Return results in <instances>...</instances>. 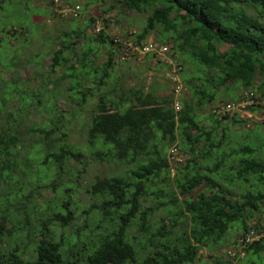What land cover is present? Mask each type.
I'll return each mask as SVG.
<instances>
[{"label": "trees", "instance_id": "trees-1", "mask_svg": "<svg viewBox=\"0 0 264 264\" xmlns=\"http://www.w3.org/2000/svg\"><path fill=\"white\" fill-rule=\"evenodd\" d=\"M100 1L146 14L142 31L122 41L104 30H98L95 37L84 35V28L65 33L61 48L51 55L50 69L53 73L59 67L63 69L58 80L71 82L68 89L80 108L96 100L87 142L95 149L97 160L119 165L133 163L135 167L125 173L96 177L87 189L100 202L92 206L109 226L83 256L73 252L74 239H68L64 232L58 236L51 228L54 224L58 227L74 224L77 215L69 207L73 204L71 194L58 196L53 207L44 208L48 220L41 218L43 224L33 244L28 242L32 236L27 227L29 217L21 214L22 209L28 211V216L35 214L34 202L22 201V207L11 210L0 197V264H193L201 249L222 244L233 223L240 222L242 237L251 229L256 231L255 226H247L253 214L264 213V141L255 140L229 149L225 147V131L219 138L215 129L231 113L222 115L215 108L211 113L214 123L211 129L205 128L198 117L200 111L218 102L222 90L228 92L233 85L246 93L242 99L255 101L247 107L249 111L264 110L260 105L264 102V0ZM4 2L0 0V5ZM51 4L54 5L53 0ZM65 4L72 3L68 0ZM77 4L80 14L82 5ZM19 27L20 32L12 26L0 30V51L7 49L12 54L16 45H21L19 34L24 30ZM153 31L159 35L151 41L169 48L165 58L154 51L135 50L150 42L148 37ZM76 39H87V44L106 48V62L99 67L90 59L95 54L92 47L86 46L78 55ZM165 41H171V45ZM172 51L181 54L184 62L174 58ZM67 52L72 56L67 57ZM142 55L159 63L167 73L172 58L182 66L184 91L178 96L179 110L174 107V88L170 95H160L153 85L147 90L133 87L121 95L107 89L116 60L128 62ZM95 96L97 99H93ZM7 99H0V112ZM27 99L24 97L23 101ZM37 102L42 103L43 99ZM39 107L43 109L42 105ZM51 114L56 115L53 108ZM232 118L235 124L245 122L238 113ZM11 119V124L0 126V191L3 190L5 199L9 200L6 187L17 180V175L21 176L22 185L33 182L28 169L34 163L38 169L58 171L60 175L73 169L72 162L82 163L80 148L70 142L68 131H62V125H58L61 117L55 128L33 125L28 129L19 113H13ZM33 133H38L35 135L39 139L33 141ZM52 141L56 144L52 145ZM176 143L188 157L176 161L180 167L173 173L161 148ZM175 149L181 155L177 146ZM171 185L173 189L169 188ZM65 191L73 192L74 185L66 183ZM149 200H155V204L147 205ZM159 211L163 215L152 221ZM86 212L91 213V209ZM133 227L141 233L130 235ZM244 249L247 254L264 253V239ZM143 252L144 257L140 255Z\"/></svg>", "mask_w": 264, "mask_h": 264}, {"label": "rangeland", "instance_id": "rangeland-1", "mask_svg": "<svg viewBox=\"0 0 264 264\" xmlns=\"http://www.w3.org/2000/svg\"><path fill=\"white\" fill-rule=\"evenodd\" d=\"M64 1L66 3L68 0ZM69 1L72 4L80 2L82 8L79 16H67L62 10L60 12L64 13V15L59 14L57 8L51 4V0H5L3 5H0V30L3 32L2 28L7 30L11 26L19 32V26L24 30L19 34L20 39L18 42L23 41L21 45H16L12 51L8 50L12 54L7 53V49L4 52L0 51V99L8 97L4 102L3 111L0 112V126L11 122L13 113H19L21 122L26 127L28 126V129L33 125H46L55 128L58 117H61L58 125H62V131H68L70 142L80 148L83 154L82 163L72 162L71 167L73 169L60 175L58 171L53 172V170L44 168L38 169L34 166L36 163L33 162L34 164L29 166L28 169L32 174L31 179L33 182H28V185H22V178L17 175V180H14L6 187L5 194H9V200L2 196L3 190L0 191V197L4 203L6 201L10 205L11 210L16 209V207H22V201L25 204L34 202L33 206L37 208L35 214L28 216V211L25 209H22L21 214L29 217L30 221H28L27 227H30L32 236L31 241L28 242L33 244L35 239H37L35 236L39 235L43 224L41 218L45 219V221L48 220V212H45L44 208L47 205L53 207L58 200V196L71 194L73 204L69 205V207H73L77 215L74 224L67 227H58L54 224L51 228L55 230L58 236L64 232L68 239H74L73 252L83 256L87 255L90 244L98 242L109 226L108 221L102 218V214L96 213L98 210L94 206L100 205V202L95 200L87 192V189L90 188L96 177H104L117 172L125 173L126 170L133 169L135 165L133 163L120 165L108 162L102 163L97 160L94 155L95 149H91L87 142V129L96 100L80 108L78 100H73L77 98L68 89L71 86V82L68 79L58 80L63 69L59 67L55 69V73L51 71V55L61 48L62 38L65 33H72L73 30L81 31L84 28V35L95 37L99 31L104 30L110 37L118 38L122 41L123 38L127 39L129 36L142 31L147 15L123 10L116 3L112 7L110 1L106 3H102L100 0ZM250 12L253 13V10L251 9ZM91 19H94V21L91 22ZM158 35V31H153L149 35L148 41L156 40ZM76 42L78 44V55L81 56L85 47L88 46V48H94L95 54L90 57L92 61L99 67L106 62L108 58L106 48L94 46L92 43L87 44V39H76ZM165 44L171 45V41H165ZM174 53L172 51L171 55L183 63V56ZM66 56L71 57L72 54L67 52ZM111 75L113 78L108 81L107 89L113 90V93L118 95L133 87H144L147 90L152 85L160 95L172 94L171 88L173 85L168 82L167 69L165 70L159 63L156 64L147 57L144 58L143 55L136 56L128 62L121 63L116 60L115 68L111 70ZM245 94L240 86L233 85L230 91L222 90L219 93L218 102H213L211 106H207L198 113L201 124L205 128L211 129L214 125L211 120V113H214L213 110L227 103L235 105L229 118L216 126L215 129V136L219 138L225 131L224 136L227 141V146L225 147L229 149H234L255 140L264 141V110L259 108L257 113L248 109L239 110L238 105L242 102ZM24 97L31 100L23 101ZM37 99H43V102H37ZM93 99H97L96 96ZM249 102L250 105L247 104L246 106H251L255 103V101L254 103ZM46 104H49V107ZM40 105L43 106V109H39ZM260 105L264 107V102H261ZM52 108L54 109V114H56L55 116L51 114ZM21 110H25V113L22 114ZM75 112L78 113L75 114ZM236 113L245 121L242 125L233 123L232 117ZM15 125L11 126L14 127ZM22 129L24 130L23 127H21ZM33 134V141L39 139V136L35 135L38 133ZM51 144H56V141H52ZM175 146L178 147V152L183 156L178 154L175 157L176 159H173L171 158V153ZM161 149L166 152L173 173L175 168L179 166L176 161L180 162L178 159H181V157L185 159L188 157L178 143L166 144ZM45 175L48 178L44 179ZM66 183L71 184V186L74 185L73 192L65 191ZM169 188L173 189V186L171 185ZM15 189L17 190L16 193H14ZM93 204L94 206H92ZM146 204L154 205L155 200H149ZM90 209L91 213H87L86 211ZM162 215L163 211H159L151 220L157 221ZM239 224L240 222L232 224V228L222 244H219V247L213 244L212 248L201 249L198 259L193 264H224L229 261L232 264H246L247 261L263 264L264 253L251 252L247 254L244 249L246 258L244 256L231 259L226 255L228 250L236 248L239 238L244 233ZM247 226L249 228L256 227L257 237L255 241L264 239V213H254ZM42 230H44L43 227ZM140 233L134 227L129 232L130 235H138ZM12 239V237L8 239L9 244H12ZM82 242L85 245H82ZM140 255L144 257L145 254L143 252Z\"/></svg>", "mask_w": 264, "mask_h": 264}, {"label": "built area", "instance_id": "built-area-1", "mask_svg": "<svg viewBox=\"0 0 264 264\" xmlns=\"http://www.w3.org/2000/svg\"><path fill=\"white\" fill-rule=\"evenodd\" d=\"M54 6L57 8V12L59 14L65 13V15H69L71 17H75L79 15L80 11V5L79 4H70L66 5L62 0H53ZM64 11V13H61L60 11ZM135 50L140 51V53H146L150 51L156 52L160 57H166V54L169 52V48L167 46H159L156 43H153L151 40L148 44H146L143 49L135 48ZM171 64V69L167 73V77L171 84L173 85L172 88L175 94V102L174 107L176 110L180 109L179 102H178V96L184 91L183 86L181 85V76L180 72L182 70V66L179 63L173 62L171 59L168 61ZM253 102V99H245L242 100L241 103H239V110H246L248 106L250 105V102ZM235 108V105L232 103L223 104L222 106H219L216 108L217 112H219L222 115H225L227 113L233 112ZM173 159H176L175 157L178 155L177 150L174 148L172 151ZM181 160V159H178ZM257 237V231L251 229L248 232H246L240 239L238 243L237 249L229 250L228 251V257L231 259L235 258H242L245 256L244 248L247 247L249 244L253 243Z\"/></svg>", "mask_w": 264, "mask_h": 264}, {"label": "clouds", "instance_id": "clouds-1", "mask_svg": "<svg viewBox=\"0 0 264 264\" xmlns=\"http://www.w3.org/2000/svg\"><path fill=\"white\" fill-rule=\"evenodd\" d=\"M243 100H245V99H243ZM254 101V100H253Z\"/></svg>", "mask_w": 264, "mask_h": 264}]
</instances>
